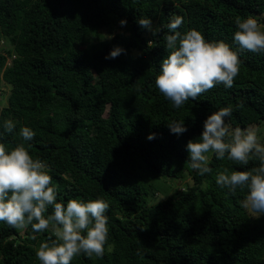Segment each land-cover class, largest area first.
Returning a JSON list of instances; mask_svg holds the SVG:
<instances>
[{
  "label": "trees",
  "instance_id": "16d2710c",
  "mask_svg": "<svg viewBox=\"0 0 264 264\" xmlns=\"http://www.w3.org/2000/svg\"><path fill=\"white\" fill-rule=\"evenodd\" d=\"M174 16L183 18L177 31L222 40L241 61L231 88L219 84L180 108L155 87ZM236 16L264 24V0H0V85L11 86L0 143H23L46 163L58 202L100 198L110 206L103 257L80 254L71 264H264V215L241 206L247 189L231 193L215 180L217 171L259 161L241 166L209 153L213 171L201 176L186 150L223 107L232 108V128L264 125V54L235 44ZM141 18L161 32L153 36ZM117 46L127 54L105 59ZM173 121L187 131L171 133ZM22 127L35 132L32 140L22 139ZM186 176L192 184L180 189ZM160 193L165 199L150 204ZM50 237L51 229L0 222V264H40L36 250Z\"/></svg>",
  "mask_w": 264,
  "mask_h": 264
},
{
  "label": "clouds",
  "instance_id": "9594fccd",
  "mask_svg": "<svg viewBox=\"0 0 264 264\" xmlns=\"http://www.w3.org/2000/svg\"><path fill=\"white\" fill-rule=\"evenodd\" d=\"M119 23L125 26L127 21L120 20ZM137 23L153 36L162 30L160 26L153 28L150 18L137 19ZM182 23L180 16L170 19L167 28L173 34L165 36L168 54L160 61V71L155 77V87L176 108L189 99L196 100L219 84L231 88L241 64L238 52L229 44L222 40L209 42L196 29L181 33L177 29ZM235 24V44L241 50L264 54V24L253 16H236ZM122 53L127 54L125 49L114 47L105 59L117 58ZM231 115L232 108L228 106L206 118L201 135L186 144L188 161L201 176L213 171L209 167V153L215 154L217 160L227 158L241 166H247L251 160L259 161L258 166L249 170L229 172L225 168L217 171L215 177L216 184L231 193L238 188L247 189L241 206L258 219L264 215V143L260 142L254 125L234 129L227 125L226 118ZM168 127L178 136L187 131L184 122L173 121ZM3 128L12 133L15 124L6 120ZM19 134L24 141L35 136L29 127H22ZM147 138L152 140L155 134ZM50 171L44 161L33 158L23 143L11 149L0 143V222L17 230L31 226L34 233L51 229L55 238L40 243L36 250L40 264H71L80 254L102 258L108 241L106 213L109 204L100 198L58 202ZM50 207L51 213L45 215Z\"/></svg>",
  "mask_w": 264,
  "mask_h": 264
},
{
  "label": "rangeland",
  "instance_id": "374dc122",
  "mask_svg": "<svg viewBox=\"0 0 264 264\" xmlns=\"http://www.w3.org/2000/svg\"><path fill=\"white\" fill-rule=\"evenodd\" d=\"M103 34L106 35V38L108 36H110L109 34L106 33V31H103ZM107 39H109V38H107ZM8 62H9V64L11 63L10 60ZM10 92H11V86L6 84L3 81L0 85V109L6 107L8 105V97H9ZM256 128L258 129V135L260 137V142H263L264 141V125L262 127H256ZM185 184H192V182L188 176L185 177V179L182 181V184L179 185V188L180 189H186L187 186ZM171 191H173V189ZM171 191H170V193H171ZM165 197L166 196L161 194V193L157 194L156 197L151 200L150 204H153V203H156L160 200H163V199H165Z\"/></svg>",
  "mask_w": 264,
  "mask_h": 264
}]
</instances>
